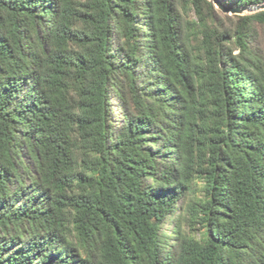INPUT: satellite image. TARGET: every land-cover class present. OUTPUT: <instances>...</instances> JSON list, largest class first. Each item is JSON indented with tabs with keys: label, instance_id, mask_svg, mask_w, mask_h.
Listing matches in <instances>:
<instances>
[{
	"label": "trees",
	"instance_id": "trees-1",
	"mask_svg": "<svg viewBox=\"0 0 264 264\" xmlns=\"http://www.w3.org/2000/svg\"><path fill=\"white\" fill-rule=\"evenodd\" d=\"M0 264H264V10L0 0Z\"/></svg>",
	"mask_w": 264,
	"mask_h": 264
},
{
	"label": "rangeland",
	"instance_id": "rangeland-1",
	"mask_svg": "<svg viewBox=\"0 0 264 264\" xmlns=\"http://www.w3.org/2000/svg\"><path fill=\"white\" fill-rule=\"evenodd\" d=\"M219 9V8H218ZM222 11V10H221ZM251 12L245 11L243 14H248ZM240 14V15H243ZM200 196L199 188H195L193 194L188 198V200L195 199ZM183 203L179 206L175 213H173L162 225V230L167 237V242L175 245L177 241V236L179 230L182 228L185 232H189L191 235H199L200 230L193 228L192 222L188 217L181 218L183 214L182 210Z\"/></svg>",
	"mask_w": 264,
	"mask_h": 264
},
{
	"label": "water",
	"instance_id": "water-1",
	"mask_svg": "<svg viewBox=\"0 0 264 264\" xmlns=\"http://www.w3.org/2000/svg\"><path fill=\"white\" fill-rule=\"evenodd\" d=\"M217 8L229 14H243L245 11L256 12L264 10V3L249 6H227L221 0H212Z\"/></svg>",
	"mask_w": 264,
	"mask_h": 264
}]
</instances>
